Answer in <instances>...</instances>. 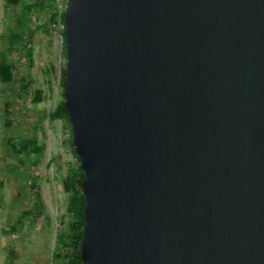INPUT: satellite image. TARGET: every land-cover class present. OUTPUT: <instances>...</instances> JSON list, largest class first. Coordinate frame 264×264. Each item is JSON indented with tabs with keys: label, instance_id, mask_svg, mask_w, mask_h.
Here are the masks:
<instances>
[{
	"label": "water",
	"instance_id": "obj_1",
	"mask_svg": "<svg viewBox=\"0 0 264 264\" xmlns=\"http://www.w3.org/2000/svg\"><path fill=\"white\" fill-rule=\"evenodd\" d=\"M81 264H264V0H68Z\"/></svg>",
	"mask_w": 264,
	"mask_h": 264
},
{
	"label": "rangeland",
	"instance_id": "obj_2",
	"mask_svg": "<svg viewBox=\"0 0 264 264\" xmlns=\"http://www.w3.org/2000/svg\"><path fill=\"white\" fill-rule=\"evenodd\" d=\"M67 2L56 0L53 12L58 18ZM20 9L21 3L9 6L7 0H0V57L4 55L7 63L14 66L13 81L0 83V264H58L52 256L57 236L67 230L70 222L63 180L70 175L80 176L79 163L70 146L69 126L62 119L48 116L63 99L62 24L58 18L50 24V12L46 10L28 16L23 36L27 39L32 35L29 62L21 44L12 49L10 43ZM36 91H41L39 103H33ZM32 137L43 148L39 155H15L11 151V143L17 146ZM34 181L43 202L41 212L26 218L14 230L16 219L33 206Z\"/></svg>",
	"mask_w": 264,
	"mask_h": 264
},
{
	"label": "trees",
	"instance_id": "obj_3",
	"mask_svg": "<svg viewBox=\"0 0 264 264\" xmlns=\"http://www.w3.org/2000/svg\"><path fill=\"white\" fill-rule=\"evenodd\" d=\"M56 0H33V2L22 3L21 0H7L9 6L18 5L21 3L20 14L16 20V31L10 36L11 48L14 49L17 45L21 44V47L25 49L26 59L30 62L32 58V50L28 48V45L31 41L32 35H28V38L25 39L23 36V31L26 27V20L28 16L35 11H44L50 12L49 22L53 24L56 22L58 16L56 12H53L55 9ZM53 12V13H52ZM63 13L59 16L60 23L63 25ZM62 32L63 40V53L66 57V46L64 40V33ZM0 83L1 84H10L13 81L14 75L13 70L14 66L7 63L5 56L1 55L0 57ZM64 79H65V66L61 71L60 85L64 89ZM29 85V80L27 86ZM24 89L26 87L24 86ZM63 97V92H62ZM42 101L41 91H36L33 103H39ZM63 99L59 102L54 111L51 112L48 116L50 119H62L69 126L67 113L63 107ZM10 122H7V126ZM11 151L15 155L21 154H33L39 155L43 148L37 145V139L35 137L24 139L19 142L17 146L11 143ZM70 146L72 152L76 157L78 163L79 160L73 150L72 140H71V131H70ZM77 173L80 176L70 175L63 180L64 191L68 194V201L66 206V213L70 217V222L66 231H61L57 236V246L55 248L56 252L53 254V260L58 261V264H81V256L79 251V245L83 239V226H84V208L85 201L81 193V181L84 179L83 172L78 164ZM34 196V202L31 209L26 210L20 214L13 224V229L15 230L17 226H20L26 218L31 217L35 213H40L42 209V198L39 193L38 185L36 181L32 183L31 187Z\"/></svg>",
	"mask_w": 264,
	"mask_h": 264
},
{
	"label": "built area",
	"instance_id": "obj_4",
	"mask_svg": "<svg viewBox=\"0 0 264 264\" xmlns=\"http://www.w3.org/2000/svg\"><path fill=\"white\" fill-rule=\"evenodd\" d=\"M56 25L54 24L53 27H55ZM57 27V26H56ZM61 30H63V25L60 27ZM0 213H1V208H0Z\"/></svg>",
	"mask_w": 264,
	"mask_h": 264
}]
</instances>
